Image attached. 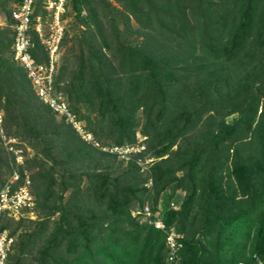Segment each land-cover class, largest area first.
<instances>
[{
  "label": "trees",
  "instance_id": "1",
  "mask_svg": "<svg viewBox=\"0 0 264 264\" xmlns=\"http://www.w3.org/2000/svg\"><path fill=\"white\" fill-rule=\"evenodd\" d=\"M114 1L68 0L53 73L91 140L35 95L4 16L1 125L34 150L23 166L36 213L0 215L5 264H264V0ZM136 131L144 147L127 159L101 148ZM7 155L0 143V187ZM144 203L162 228L135 212Z\"/></svg>",
  "mask_w": 264,
  "mask_h": 264
},
{
  "label": "built area",
  "instance_id": "2",
  "mask_svg": "<svg viewBox=\"0 0 264 264\" xmlns=\"http://www.w3.org/2000/svg\"><path fill=\"white\" fill-rule=\"evenodd\" d=\"M68 0H12L8 11L11 30L10 49L13 60L25 71L35 95L49 107L56 115H63L64 119L71 123L75 130L85 140H91V134L86 131L80 121L75 120L72 113L67 109L63 98L55 93L52 87L53 73L58 59L59 43L65 28V11ZM5 21H0V26ZM32 30L37 34L40 44L46 51V59L38 62L33 59L29 52L32 42L29 32ZM2 111L0 109V142L8 154L11 170L0 187V215L17 218L26 215L31 210L33 197L29 189L30 178L26 167L23 166V157L20 149L14 145L15 137L4 133L1 125ZM135 144L102 146V149L114 152L117 156L127 159L130 153L143 149L141 142L144 135L136 133ZM147 157L146 161L151 160ZM20 164L21 172L16 165ZM144 167V164L142 165ZM150 180L147 181L149 183ZM142 218L150 221L155 227H163L159 218H149L148 205L144 203L141 209ZM179 236L172 229L165 231L164 240L168 249V258L175 256L179 246L176 237ZM12 242V236L5 228L0 227V264H5L7 251Z\"/></svg>",
  "mask_w": 264,
  "mask_h": 264
},
{
  "label": "rangeland",
  "instance_id": "3",
  "mask_svg": "<svg viewBox=\"0 0 264 264\" xmlns=\"http://www.w3.org/2000/svg\"><path fill=\"white\" fill-rule=\"evenodd\" d=\"M109 1H110V4L111 5H117V3L114 0H109ZM11 4H12V0H0V21H4L5 20V17L4 16L6 14H8V11H9V9L11 7ZM69 10L66 9V11H65V26L67 28H69V21H71V19H72V12L71 11L69 12ZM110 10L113 11V9H110ZM116 22H117V25L120 27L121 24H120L119 20H116ZM7 28L10 29L9 27H7ZM71 30H72V28H69L68 29V33H70ZM9 34H10V31H9L8 35ZM67 45H68V42L62 43L61 48H60V53H59V56H58L57 63H59L62 60L63 55H64V53L66 51ZM1 111H2V109H1ZM79 111L81 113H84L85 112V110H84L83 107H80V110ZM230 117H231V115L226 116V119H229ZM55 118L59 119V117L57 115H55ZM80 122L81 123H84L83 120H81ZM136 133L138 134L139 132L136 131L135 132V135H136ZM15 140H16V143H18V145H19L17 147L20 149V151L22 153V157H31L32 154H33V152H34V150L30 146H28V144L25 141H22L21 139H18L17 137H15ZM93 143H94V141H93ZM1 146L3 147L2 143H1ZM181 194L182 193H180L179 195H181ZM65 195H66V192L64 193V196L63 197H65ZM26 216L29 217V218H31V219H34L36 217V213H35L34 210L31 209V210H29V211L26 212Z\"/></svg>",
  "mask_w": 264,
  "mask_h": 264
}]
</instances>
